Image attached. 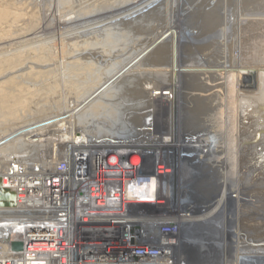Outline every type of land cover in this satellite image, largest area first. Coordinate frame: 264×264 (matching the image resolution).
<instances>
[{"label":"bare ground","instance_id":"obj_1","mask_svg":"<svg viewBox=\"0 0 264 264\" xmlns=\"http://www.w3.org/2000/svg\"><path fill=\"white\" fill-rule=\"evenodd\" d=\"M14 1H4V5L10 10L7 11V15L3 14V16L6 19L10 18V20L13 21L12 23H18V21L22 18L24 19L29 13H31V15L28 17V23L35 22L36 15L38 14L37 12H34V10H38L37 5L35 4L37 1H40L41 9L45 8L46 5L53 9V13L50 12V14L46 15L44 18L47 22L46 28L41 30V27L43 26H41L40 23V25L37 24L39 26H36L33 30L27 32L29 34L18 42L23 46L29 45L36 40L38 41V38L42 35L44 37L48 34L46 30H52V32L58 33V28L60 29L59 31H61L59 32L60 34H58L62 40L60 42H65V40L68 42L71 38H74V40H80L83 39L84 36L82 32L78 30L79 28L88 27L90 24L95 25L99 20H102L100 17L99 19H97V17H90L84 20H75L65 23L60 15L61 12L59 10L62 4L59 3V0L55 1L53 4L51 0H32L33 2H24L22 5H19ZM126 1L127 3L122 10L101 17L103 20L100 21V23L103 21H105V23L103 22L104 24L99 23L96 25L99 31H103L104 28H109L110 26L112 27H110V30H113V22L120 20V22H123V26L126 30L132 28L127 36L125 35L124 37L121 35L124 37L123 39L121 38V47L116 46L115 48L108 49L105 45L106 47L103 48V43H113L112 39L107 38L106 36L103 39L105 40L104 42H102L103 40H95L96 44L94 48L99 46L98 49H96L99 51L94 55L98 56L101 61L105 59V68L103 66H96L84 60L81 61V55L73 49L81 42H76L75 44L72 43L73 45L70 49L73 50L70 51L68 55H65L62 52L60 53L59 51V53H52L47 49L39 50L38 52L31 54L24 52V49L21 52L14 54L16 56L12 59H3V57H0V85L5 83V81H7L10 86H15L14 84L18 82L27 84L43 83V81H46L45 78L47 76L50 77V73L55 71L59 72L61 78L68 77L69 80L67 84L64 83V87L60 92H58V88L57 92L46 93L44 96H36V99L42 102V107L48 108V105H51L52 107L57 105L60 107L61 111L58 112V117L56 116V119L50 121L47 120V122H42L37 125L34 124L30 128H21L19 132L14 131L13 134H11V137L0 135V175H6L4 173L5 171H8L7 167L17 153L22 154V156L17 159V163H22L25 159L30 158L33 155L31 151L35 152L38 148L43 149V147L48 148L51 146H58L63 149V153L75 150L87 151L90 147L98 148L105 146L114 147L118 150L126 149L130 145H134L142 150H144V148L159 149L160 145L157 143L152 144L153 141L150 142L147 139L151 129H147L148 125L146 122L142 125L141 120L139 123V130H135V133H137L136 135L141 133V136H138L141 140L134 144L124 142L116 143L118 140L116 138L91 136L90 132L84 128H92L94 123L81 124L79 123V120L85 118L89 119V114L98 111V109H105L109 103L119 99L123 93L136 94L141 101L140 104H142L140 107L144 110L143 112L141 110V112L137 113L135 111H130V113L126 115L127 120H130V122L131 120L144 119L150 114V111L152 113V110L150 109H153L154 107L159 108V104L161 103L166 104L170 109H173L176 107L178 101L177 93L181 90V88L174 83L175 76H182L183 71L195 72V74H189L188 76L193 80H199L200 83L198 86L196 84V90L193 89V92H198L199 95L206 98V101L209 103V113L207 114L206 112V126H203L205 132L208 133L210 137L202 140L199 145L194 144V142L191 141L189 142V145H186L187 147H176L177 150H180L183 153L186 151L189 153L196 152L199 154L198 157L205 158L207 161V158H214L216 163V169L214 171L217 172L222 184L220 186L222 187L221 199L216 208L212 211L198 217L190 218L189 209L193 206L191 205L189 197L184 196V198H182V204H186V211L188 214L184 217H180L179 220L174 222L176 229L171 232L162 231L159 224L154 230L157 234L154 240V247L158 250L157 252H154V264H176L178 262V260H176L178 258H176L175 248L178 245L177 243L183 239L182 235H184V232L179 233L178 231L183 227L189 226L190 228V224L192 223L194 231H196V228L200 227L204 232L207 230L211 232L215 231L216 233L219 232V244L221 250L219 249L220 253L218 254L221 256L220 259L222 264H229L226 251L227 239L225 226H227V196L230 190V178H232V175L235 172L233 178L234 180H238L237 182L241 184L244 182L242 176L246 175L247 171H252V173L255 172L257 174L263 173L264 176V0L260 1L259 10H254L245 14L237 13L238 11L234 12L229 8L230 6L236 5L239 0H217L216 3L213 2L216 9H220V11L225 9L226 13L225 15L220 16V27L218 28V25H214V28L211 30V32L214 31L215 34H212L211 36L209 34V36L203 39L207 44L201 48V53L204 54L205 57L207 55L206 53L210 52L215 46V54H218L213 56L215 57L214 59L211 57L212 60L206 64L201 59L203 63L198 66L196 65V68L194 69H188L185 64H178V59L182 57L181 50L178 51V41H184L185 36L183 31L181 32L177 30L174 26L169 28V26L173 24L172 22L167 23V25L162 27L160 23L159 25H154L153 21V24L151 25L150 23L151 26L147 27L148 29H145L144 33L135 30V28H139L137 25L140 24V21H142L141 19L145 15L149 16L153 13H160L164 8H167L168 6L165 3L167 0ZM31 5L34 6V10L29 13H24V11H27ZM254 5L252 8H254ZM74 7L79 9L86 8L85 6L80 5V3ZM13 10L19 11V13H13ZM117 15H119V18H114ZM108 17L109 21L106 22V18ZM146 19L147 18H145V20ZM54 23H57V27L58 25L60 26L54 29L53 26H50V24L53 25ZM94 27L87 30L89 36L90 34L95 33V31L92 30ZM160 29L162 32L158 33L157 31ZM246 29L251 30L253 35L243 31ZM19 30L23 31V29ZM235 30H237V34H235ZM199 38L198 36L196 38L192 37L191 40L195 42L199 41ZM114 39H116V37ZM117 40L115 41L117 42ZM119 43L120 42H118V45ZM216 43L217 45H215ZM83 76H86V78H81ZM180 79L182 78L180 77ZM101 81L105 82L99 88L92 91L93 97L97 96L99 98L97 101L92 102L91 100H88L85 103L77 104V99L74 98L75 95L86 93L92 88L90 85L91 83ZM245 83L249 85L246 86ZM49 85L51 87V84ZM149 87L153 88V90L151 91V89H148ZM37 104L38 102L34 107L30 108V113H33L36 106H38L36 107L38 109L41 107ZM114 105L116 107L117 104L115 103ZM205 106L207 107L208 105ZM137 108L134 110L138 111ZM113 109L115 108L113 107ZM138 131L141 132L138 133ZM48 135H51V137L45 139ZM156 139L158 138L156 137ZM162 141L166 145L163 144L161 150L172 147L171 145L173 141H171V139L163 138ZM142 163V159H136L134 161V166L139 167ZM158 169H161V167ZM242 170L243 173L241 172ZM164 172L165 170L161 169V173ZM247 180L250 181V183L253 182L252 178H247ZM262 188L264 190V186ZM238 191L237 209L240 212L239 214L241 215L243 213V207L248 206L251 215L249 222L254 224L253 226H255L254 229L256 232L252 233L249 238L245 234L246 231L244 232L243 229L238 228V242L236 243L237 245L235 248L237 251L236 254L241 253V256L247 254L251 255V258H253L252 260L256 259L255 261H264V195L260 197L263 204L255 200L252 202L250 201L248 204L240 199V189H238ZM174 193L177 194L178 191L175 189L172 194L170 186H168L166 197H170V195L174 196ZM1 213L3 212L0 210V221L2 222L5 216ZM0 229H2V232L6 233L5 227H0ZM189 230H191V228ZM208 237L209 236L206 235L202 237V239L206 240ZM208 240L211 241L210 237ZM215 248L212 245L208 248L209 258L214 262L216 260L214 259L216 257L215 255L217 254ZM204 252L207 251L200 253L203 255ZM163 260L165 261L162 262ZM182 261H185L184 257ZM233 261L235 262V260ZM179 262H181V259ZM202 262L203 261L199 260L194 263L192 262V258L191 260L189 258V264H202Z\"/></svg>","mask_w":264,"mask_h":264},{"label":"rangeland","instance_id":"obj_2","mask_svg":"<svg viewBox=\"0 0 264 264\" xmlns=\"http://www.w3.org/2000/svg\"><path fill=\"white\" fill-rule=\"evenodd\" d=\"M4 1L8 2V1H14V0H7V1L0 0V57H3V59L4 58L12 59L16 56L14 54L19 53L24 49H25L24 52H28L31 54L38 52L39 50L47 49L48 51L52 53L62 52L65 55H68V53H70V51L74 49L76 50V52H78L81 55V58H80L81 61L84 60L96 66H100V67L103 66L105 68L106 67L104 66L105 59L101 61V59L98 56L94 55L95 53H97V51H99V50H96L98 49L99 46H96L97 48H94L96 44L95 40L101 41L106 36L107 38H111L113 43L112 42L109 44L103 43V48L106 46L108 47V49L115 48L116 46L121 47L122 45L121 38L123 39L125 35L127 36V34H129L128 32L131 31L132 29V28H129L126 30V28H124L123 26V22H120V20L113 22L112 24L114 25L113 30H110L112 28L110 26L111 28L106 27L104 28L103 31L102 30L99 31V29H97V26H96L100 23V21L103 20V18L101 17L107 14L122 10L125 4L127 3L126 0H59V3L62 4L59 10L61 12L60 15H61V18L64 20L63 22L65 23H68L70 21L72 22L75 20H84L90 17L92 18L97 17V19H99L100 17V19L102 20H99V22L95 23V25L92 24L93 26L90 24L88 27L79 28L78 30L82 32L84 38L80 40H74V38H71L70 41L68 42L66 40L65 42H60L62 41L60 37L58 36V34H60L59 32H61L59 31L60 29L58 28L60 25H58L57 27V23H54L53 25L50 24V26H53L54 29L58 28V33L52 32V30L50 31L46 30L48 34H46L44 37L42 35L41 37L38 38V41L36 40L29 45L23 46L22 44H19L18 42L21 41L22 38H24L25 36L29 34L27 32L33 30L36 26H39L40 24L41 26H43V27L40 26L41 30L46 28L47 22L44 18L46 17V15L50 14V12L53 13V9H51V7L47 5L45 8L41 9L40 1H37L35 3L37 5V9H38V10L36 9L37 11L33 9L34 8L33 5H31V7L27 9V11H24V13H29L30 11H33V10L34 12H37L38 14L36 15L37 17H36L35 22L33 21L32 23H28L29 22L28 17H30L29 15H31V13H29L24 19L22 18L20 21H18V23L16 22L12 23L13 21L10 20V18L6 19L3 16V14L7 15L6 14L7 11L10 10L6 7V5H4ZM15 1L14 2L18 3L19 5L24 4V2H33L32 0H26V1L25 0H15ZM55 1L57 0H51L52 4ZM260 1L261 0H257V1L256 0H242V1L239 0L236 5L230 6L229 8L234 12L238 11L237 13L245 14L247 12L259 10ZM213 2L216 3L217 0H167V2H165L166 5L168 6L167 8H164L160 13L159 12L153 13V14H150L149 16L145 15L141 19L142 21H140V24L137 25V27L139 28L137 29L135 28V30L138 32L144 33L145 29H148L147 27L151 26L153 23L154 25H159L160 23L163 27L167 25V23L172 22L173 24H171L169 28L174 26L177 30L181 32L183 31L184 36H185L184 41L182 42L178 41V51L181 50V53H182V57L178 59V64H181V65L185 64V66L188 67V69H194L196 68V65L198 66L199 64H202L203 63L202 61H204V63L206 64L210 60H212L211 57L218 54V53L215 54L216 52L215 46L213 49L210 50V52L206 53L207 57L206 56L204 57V54L201 53V48H203L204 45L207 44V42H204L203 39L209 36V34L210 36L212 34L213 35L215 34L214 31L211 32V30L214 28V25L215 26L218 25V28L220 27V24H221V22H219L220 16L225 15L226 13L225 9L223 11H220V9H216L213 5L214 4ZM79 3L80 5L85 6L86 8L84 9H79L77 7L75 8L74 6H76ZM239 4H241L242 6ZM253 5H254V8H252ZM241 8L243 12L241 11ZM13 13L18 14L19 11L13 10ZM114 18L118 19L119 15L115 16ZM145 18H147L148 20L147 19L145 20ZM108 21H109V17L106 18V22ZM103 22L105 23V21ZM103 22L100 24H104ZM92 27H94V29L92 30H94L95 33L90 34L89 36V32H87V30L91 29ZM19 29L21 30L23 29V31H20ZM246 30H243V31H245L246 33L248 32L250 35H253V32L251 30L249 29H246ZM157 32L161 33L162 30L160 29ZM235 34H237V30H235ZM121 35L124 37H122ZM197 36L198 38L200 37L199 41L201 42L199 41L193 42L191 40L192 37L196 38ZM113 37L114 38L116 37V39H114ZM115 40H117V42ZM104 41L105 40H103L102 42ZM76 42H81V43L75 46L73 49H70L71 46L75 44ZM118 42H120L119 45H118ZM215 45H217V43ZM211 51H214V52H211ZM208 55L209 56L211 55V56L209 57ZM214 58L215 57H213V59ZM189 74L193 75L195 74V72L183 71L182 76H178V77L175 76L174 78V81H175L174 83H176V85L181 88V90L177 93L178 101H177L176 107L173 108L174 110L170 109V107L167 106L166 104L161 103L159 104V108L154 107L153 109H150L152 110V113L150 111V114H148V116L145 117L144 119L141 118L137 120H131L130 122V120H127L126 115H128L130 111L131 112L135 111L136 113L141 112L142 107L140 106L142 104H140L141 101L136 94H133V93L124 94L123 93L119 99H116L113 102L109 103L105 109H101V110L98 109V111L89 114L90 115L89 119L88 118L81 119L79 120V123L81 124H85V123L93 124L94 123V126L92 128H84V129L90 132V134H92L91 132H94L93 134L95 137L116 138L118 140L122 139L125 143L134 144L141 140L138 137V136H141V133H139L141 131H138L139 135H136L137 133H135V130L136 131L139 130L140 120H141L142 125L144 122H146L148 125L147 129L149 130L151 129L150 133L147 136V139L150 142L153 141L152 144L157 143L158 145H160L159 149H152V148L145 149L144 148V150H142V149H139L131 145L126 150L127 151L126 157L131 158L133 156L131 154L135 152H140L142 156L144 155L143 157L146 160L145 169L150 174H153V173L156 174L157 166H161V165L165 166L164 174L154 177V180L157 182L156 186L158 187V190L155 191L154 189V196H156L155 198L157 199H162V198L167 199L166 195H164V191L163 193H161L159 190L161 189L163 190V185L170 182L171 179L174 178L173 172H176V176H175L176 183L174 184L172 182V187H170V190L173 194V191H175V189L178 190V186L180 184L179 187H181L180 189L182 191L181 198H184V196L189 197L191 205L193 206L192 208L189 209L190 210L189 217L193 218V217H198L200 215L207 214L209 211H212L214 208H216L217 204L220 202V199H221L222 187L220 186L222 184H221V180H219V176L217 172L214 171L216 169L215 167L216 163H215L214 158H211V157L207 158L208 159L207 161L205 160V158L198 157L199 154L196 152L189 153L186 151L185 153H183L182 151L177 150V147H176V146L187 147L186 145L187 144L189 145V142L191 141L194 142V144L199 145V143L202 140L210 137L208 133H206L204 130V126H206V116L209 113L208 111L210 108L209 103L206 101V98H203L201 95H199L198 92H195V91L193 92V89L196 90V87L198 86L200 82L199 80L191 79L188 76ZM50 75H49L50 77L47 76L45 78L46 81H43V83L40 82V83L27 84V83L18 82L14 84L15 86H10V84H8V82L5 81V83H2L0 85V135L1 136L3 135V136L11 137V134H13L14 131L19 132L21 128L22 129L30 128L34 124L37 125L42 122H47V120L50 121V120L56 119L58 112L61 111L60 107H58L57 105H54L53 107L51 105L50 106L48 105L47 106L48 108L42 107L41 106L42 102L38 101L36 99V96L37 95L44 96L46 93L57 92L58 88H59L58 92H60V90H62L64 87V83L67 84L69 80H68V77L61 78L58 71L51 72ZM180 77L182 79H180ZM81 78L85 79L86 76H83ZM105 81H101L97 83L94 82L95 84L91 83L90 85L92 86V88H90L88 91L86 89L87 91L86 93H82V95H75L74 98L77 99L76 100L77 104L85 103L88 100H91L92 102L97 101L99 98L97 96L93 97L92 91L99 88ZM49 84H51V87ZM245 85L248 86L249 84L245 83ZM148 89H151V91L153 90V88H150V87ZM188 96H191V97H188ZM37 102H38L37 105L41 106L40 108L42 110L40 108L39 109L36 108L38 107L36 106L33 113L32 112L30 113L31 111L30 108L34 107ZM115 103L117 104L116 107L114 105ZM205 105H208V106L206 107ZM113 107L115 109H113ZM137 107H139L140 109ZM136 108L138 111L134 110ZM143 111L144 110H142V112ZM48 137H51V135H48L47 137H45V139ZM156 137L158 139H156ZM163 138L171 139V141H173L171 145L172 147H168L164 150H161L163 147V144L166 145L162 141ZM44 148L45 147H43V150H47ZM41 149L42 148H38L37 150H41ZM171 160L177 161V163L174 164L175 167L173 164L170 165V162L168 163V161H171ZM161 169H157V172L160 174H162ZM241 172L243 173V170ZM177 174H178L179 179H177ZM233 176H235V172L233 173L232 178H230L231 179L230 184H229L230 190L227 196L228 212H227L226 225L228 227L225 226V230H226L225 233H226V239H227L226 240V243H227L226 251H227V256H228L227 258L228 262L229 264H233V263L234 264L235 263L237 264H264V261H261V260L255 261L256 259L252 260L253 258H251V255L244 254L243 256H241L242 255L241 253L236 254L237 251L235 250L236 245H237L236 243L238 242L237 240L238 239L237 238L238 228L243 229L244 232L246 231L245 234L249 238L252 233L256 232V230L254 229L255 226H253L254 224L252 222L251 223L249 222L251 219V215H250V211L248 210V206L243 207V210H242L243 213L241 215L239 214L240 212L237 209V202H238L237 194H239L238 189H240V193H241L240 199H242V201L247 202L248 204L250 203V201L252 202L253 200L259 203H262L260 197L264 195V190L262 188L264 186L263 173L257 174L255 172L252 173V171L251 172L247 171L246 175L242 176L244 179V182H242L241 184L237 182L238 180L236 179L234 180ZM247 178L248 179L252 178L253 182L250 183V181H248ZM242 184H244L245 186ZM169 203L170 202L168 201L167 204ZM170 208H172V206H170ZM181 210L182 209L180 210L176 209L172 211L170 209L166 211V210H161L159 208L155 209V206H154V210L148 208V212H150L149 214L153 215L154 221H158V222L159 221L167 222L168 220H170L171 217H174L178 212H181ZM150 215H145V216H150ZM157 225L159 224L154 223V230L157 227ZM192 225L193 223L190 224L191 230L188 231V234L197 243L185 244L182 240L179 243H177L178 245L176 246L175 249H176V258H178L176 260H178V262L176 264H181L182 262H186L189 264V258L190 260L192 258V262L194 263L200 260V261H203L202 264H207V263L208 264H220V263L222 264L221 259H220L221 256L220 254H218L220 253V250H221V246L219 244L220 242L219 232L216 233L215 231L211 232L209 230L204 232L203 229H200V227L196 228V231H197L196 232L193 230L194 227H192ZM206 235L210 237L211 241L208 240L209 237L206 240L202 239V237ZM211 245L214 246V248L217 247L215 248V250H217V254L215 255L216 257L214 258L216 259L215 262L210 260L209 255H208L209 254L208 248H210ZM154 250H155L154 252L158 251L156 247H154ZM199 251L201 253H203V251H207V252H204V254L202 255ZM197 253L199 254V256ZM183 257L185 261H182ZM180 259H181V262H179ZM233 260H235V262ZM164 261L165 260H163L162 262Z\"/></svg>","mask_w":264,"mask_h":264},{"label":"built area","instance_id":"obj_3","mask_svg":"<svg viewBox=\"0 0 264 264\" xmlns=\"http://www.w3.org/2000/svg\"><path fill=\"white\" fill-rule=\"evenodd\" d=\"M105 147L68 153L58 146L45 147L31 151L22 163H17L22 154L13 156L6 175H0L2 186L16 193L14 208H0L5 216L0 227L6 229H0V264H154V223L171 232L174 222L188 214L180 184L174 196L157 199L154 177L163 175L157 169L165 166L150 174L140 152L128 158L129 147ZM139 158L143 163L135 167ZM173 173L159 190L164 195L167 186L175 184ZM154 206L182 210L158 222L148 212ZM17 243L23 244L21 250L15 249Z\"/></svg>","mask_w":264,"mask_h":264},{"label":"water","instance_id":"obj_4","mask_svg":"<svg viewBox=\"0 0 264 264\" xmlns=\"http://www.w3.org/2000/svg\"><path fill=\"white\" fill-rule=\"evenodd\" d=\"M16 206V193L11 189H6L2 186V179L0 178V208H14ZM183 242L185 244L197 243L193 238H191L186 232L183 235ZM16 250H21L23 248L22 243L15 244Z\"/></svg>","mask_w":264,"mask_h":264}]
</instances>
